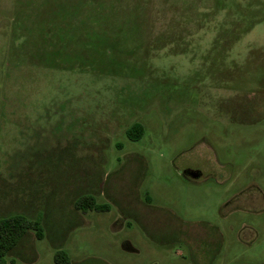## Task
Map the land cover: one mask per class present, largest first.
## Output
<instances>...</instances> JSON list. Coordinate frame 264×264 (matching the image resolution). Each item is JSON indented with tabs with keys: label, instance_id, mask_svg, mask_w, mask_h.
<instances>
[{
	"label": "rangeland",
	"instance_id": "374dc122",
	"mask_svg": "<svg viewBox=\"0 0 264 264\" xmlns=\"http://www.w3.org/2000/svg\"><path fill=\"white\" fill-rule=\"evenodd\" d=\"M17 215L7 264H264V0H0Z\"/></svg>",
	"mask_w": 264,
	"mask_h": 264
},
{
	"label": "trees",
	"instance_id": "16d2710c",
	"mask_svg": "<svg viewBox=\"0 0 264 264\" xmlns=\"http://www.w3.org/2000/svg\"><path fill=\"white\" fill-rule=\"evenodd\" d=\"M144 127L141 124L133 126L128 134L133 140H138L144 135ZM88 206L91 209H103L102 206L88 204L87 198L84 205L79 204V207ZM30 229L38 231V237H43L42 230L39 229V222H31L22 215L6 218L0 221V264H7V256L14 253L15 248L23 240ZM66 252L59 251L56 254V261L59 264H68L62 258H65ZM12 262H15L13 259Z\"/></svg>",
	"mask_w": 264,
	"mask_h": 264
},
{
	"label": "flooded vegetation",
	"instance_id": "af4514ba",
	"mask_svg": "<svg viewBox=\"0 0 264 264\" xmlns=\"http://www.w3.org/2000/svg\"><path fill=\"white\" fill-rule=\"evenodd\" d=\"M193 172H198V173L200 174V176L202 175L200 171H197V170H191V169H189L188 171H186V175H187V176H191V174H192Z\"/></svg>",
	"mask_w": 264,
	"mask_h": 264
},
{
	"label": "water",
	"instance_id": "95a60500",
	"mask_svg": "<svg viewBox=\"0 0 264 264\" xmlns=\"http://www.w3.org/2000/svg\"><path fill=\"white\" fill-rule=\"evenodd\" d=\"M191 177L194 178V179H198V178H200V174L198 172H193L191 174Z\"/></svg>",
	"mask_w": 264,
	"mask_h": 264
}]
</instances>
